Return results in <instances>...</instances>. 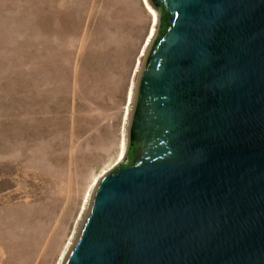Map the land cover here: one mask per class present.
Returning <instances> with one entry per match:
<instances>
[{
	"label": "water",
	"instance_id": "obj_1",
	"mask_svg": "<svg viewBox=\"0 0 264 264\" xmlns=\"http://www.w3.org/2000/svg\"><path fill=\"white\" fill-rule=\"evenodd\" d=\"M121 160L63 264H264V0H150Z\"/></svg>",
	"mask_w": 264,
	"mask_h": 264
},
{
	"label": "rangeland",
	"instance_id": "obj_2",
	"mask_svg": "<svg viewBox=\"0 0 264 264\" xmlns=\"http://www.w3.org/2000/svg\"><path fill=\"white\" fill-rule=\"evenodd\" d=\"M150 5L0 0V264H63L128 142Z\"/></svg>",
	"mask_w": 264,
	"mask_h": 264
},
{
	"label": "bare ground",
	"instance_id": "obj_3",
	"mask_svg": "<svg viewBox=\"0 0 264 264\" xmlns=\"http://www.w3.org/2000/svg\"><path fill=\"white\" fill-rule=\"evenodd\" d=\"M146 9L148 10V12L152 15L154 21L156 22L157 21V12L155 11V9L150 5V1L149 0H142ZM154 31H155V27L153 26V28H151V33H150V36L151 37L153 34H154ZM148 39V38H147ZM149 41H150V38L148 39V42L147 44H149ZM145 53V48L142 50V54ZM140 63V60L138 61V64ZM134 90L131 88V90L129 91V99L132 100L134 99ZM136 95V94H135ZM134 102V101H133ZM126 143L125 141L123 140L122 142V147H121V151H120V154H119V157L117 159V162L119 160H121L126 152ZM116 162V163H117ZM115 163V164H116ZM113 166V165H112ZM112 166L108 167L107 169H110ZM107 169H105L104 171H102L95 179H94V182L93 184H96L97 183V180L98 178L101 176L102 173H104ZM90 194V193H89ZM86 198H89V196H87ZM92 199V198H91ZM68 248V247H67ZM66 254V252L64 251V254L62 256H64ZM62 260V259H61ZM61 264V262L59 263Z\"/></svg>",
	"mask_w": 264,
	"mask_h": 264
}]
</instances>
